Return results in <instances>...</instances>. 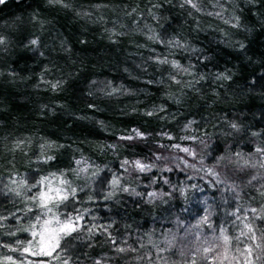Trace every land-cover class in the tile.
<instances>
[{"label":"trees","instance_id":"trees-1","mask_svg":"<svg viewBox=\"0 0 264 264\" xmlns=\"http://www.w3.org/2000/svg\"><path fill=\"white\" fill-rule=\"evenodd\" d=\"M196 2L199 11L184 0L0 4V215L9 216L0 221V262L23 259L4 244L33 239L17 229L35 223V205L8 191L13 180L48 177L52 187L57 177L69 180L76 198L53 211L111 225V236L79 233L59 253L68 264H190L220 228L238 234L236 207L264 205V155L256 152L264 148V0ZM165 57L188 72L157 62ZM49 155L55 159L45 162ZM136 160L153 167L139 172ZM205 215L208 223L199 224Z\"/></svg>","mask_w":264,"mask_h":264},{"label":"snow or ice","instance_id":"snow-or-ice-1","mask_svg":"<svg viewBox=\"0 0 264 264\" xmlns=\"http://www.w3.org/2000/svg\"><path fill=\"white\" fill-rule=\"evenodd\" d=\"M6 0H0V4H4ZM49 3H59L67 7V4H64V0H49ZM184 4L190 5L193 9L199 11L198 4L196 0H184ZM183 6V5H182ZM217 15H219L217 13ZM149 39L156 40L160 43L168 44L169 46L174 47H185L184 44L180 43L178 40H161L159 35H153ZM5 39L0 37V45L5 44ZM30 45L38 46L39 40L32 39L29 41ZM243 47V45H241ZM42 54V53H41ZM207 59V57H205ZM157 62L160 64H171L173 68L182 69L179 61L177 60H168L166 57L163 59L157 58ZM184 72H188V69H182ZM221 78L223 77L221 74ZM174 79V77H173ZM58 83L52 85L53 88L58 86ZM179 83V81H177ZM117 89L113 88L112 92H116ZM152 115V113H148ZM191 126V122L188 125ZM233 128H236V125H232ZM135 137H143L144 133L140 130H133ZM134 137L132 135L121 137L124 140H132ZM19 147V144H17ZM43 147V146H42ZM179 148V145H176ZM183 152L188 153L189 155H195L191 152L189 148H183ZM257 153L264 155V148H257ZM240 154H237L239 156ZM55 159L54 156H46L45 162L48 160ZM224 157H221L220 160H224ZM76 163L79 165L81 161L77 160ZM129 161L125 160L124 165H127ZM187 163V162H185ZM219 163V161H218ZM249 162L244 161V164L247 165ZM132 165L139 172L150 171L153 167L142 163L140 160L132 162ZM255 167V165H252ZM260 167L264 168V162L260 163ZM80 172H87L88 167H83L79 170ZM171 171V169H169ZM213 176L218 177V173L215 172L212 168L207 169ZM98 174L97 171L92 173L93 176ZM255 179V177H253ZM59 181L58 187H52L51 181L48 177H42L40 179H34V183L28 184L27 180H21L19 182L13 180L12 184L16 187H9L8 191L14 193L16 196L22 197V199L33 202L35 205V212L33 208L26 209L27 212H34L35 223L29 224L27 228H19L18 231L30 232L32 240L28 241H15V247L4 244V248H10L12 252H20L22 260H16L12 256H5L3 261L0 264H53V260L57 264H68V258H61L59 253L65 252L66 250L73 247V242L79 239V233L87 231L92 234L95 231H102L107 233L108 236H111V233H108L107 229L111 227L108 226H97L91 225L86 226L81 223L84 220V215L82 213H77L75 216L71 214H65L64 218L61 219V215L54 212V209H58L61 204L65 208L69 207V201L74 200L77 196V189L72 187L71 181L65 180L61 177H57ZM108 180L105 178L101 183H107ZM119 179H112L111 185L113 187L119 185ZM167 183V181H165ZM193 187H195L193 185ZM232 190L236 189V185H232ZM22 189L27 191L22 192ZM36 189L34 194L27 195L28 191ZM80 191H83L81 188ZM121 191L128 192V188H121ZM184 190L181 189V192ZM140 195L139 193H136ZM150 196L155 197L156 193H149ZM261 197H264V191L260 192ZM113 196V192H108L104 199H110ZM89 200H92L93 197L89 196ZM249 212L251 215H249ZM240 213H243L240 215ZM11 217L16 218V213H10ZM234 217L233 226L235 227L236 221H240L242 225L239 228L238 234H229L227 228L219 229V236L212 238V242L209 243L208 240H205V244L202 248H198L191 256L190 264H199L197 260V255H199L200 260L204 261V264H264V205L260 208H251L248 210L243 209V206L236 207L235 211L231 213ZM9 216L0 215V221L8 220ZM209 221V216L205 215L198 223L207 224ZM259 221V223H257ZM55 225V226H53ZM4 227L0 223V228ZM211 227V225H209ZM8 235L15 236L16 232H9ZM113 244L116 243L115 238L111 239ZM143 247V245H141ZM169 247H171V241H169ZM128 248L117 247V252H126ZM135 251V249H132ZM164 251V249H161ZM28 256L36 258H47V259H36L30 260ZM94 264H100L99 261H94Z\"/></svg>","mask_w":264,"mask_h":264},{"label":"rangeland","instance_id":"rangeland-1","mask_svg":"<svg viewBox=\"0 0 264 264\" xmlns=\"http://www.w3.org/2000/svg\"><path fill=\"white\" fill-rule=\"evenodd\" d=\"M176 145H179L178 150H181V151H182L183 148H188L187 146H184L181 143H173V146H174L175 149H177ZM190 150H191V152H193V149H190Z\"/></svg>","mask_w":264,"mask_h":264},{"label":"water","instance_id":"water-1","mask_svg":"<svg viewBox=\"0 0 264 264\" xmlns=\"http://www.w3.org/2000/svg\"><path fill=\"white\" fill-rule=\"evenodd\" d=\"M9 1V0H6V2Z\"/></svg>","mask_w":264,"mask_h":264}]
</instances>
